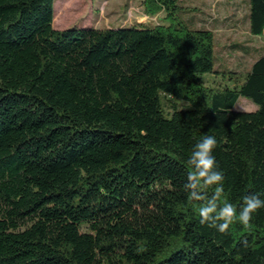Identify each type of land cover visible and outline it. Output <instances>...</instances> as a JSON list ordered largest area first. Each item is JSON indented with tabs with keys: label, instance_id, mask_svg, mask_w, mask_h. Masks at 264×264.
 Segmentation results:
<instances>
[{
	"label": "trees",
	"instance_id": "16d2710c",
	"mask_svg": "<svg viewBox=\"0 0 264 264\" xmlns=\"http://www.w3.org/2000/svg\"><path fill=\"white\" fill-rule=\"evenodd\" d=\"M55 2L0 0V264H264V208L223 234L183 189L211 135L225 198L264 194V54L241 71L224 51L244 44L207 26L261 35L264 0H225L215 22L140 0L164 21L63 29Z\"/></svg>",
	"mask_w": 264,
	"mask_h": 264
},
{
	"label": "rangeland",
	"instance_id": "374dc122",
	"mask_svg": "<svg viewBox=\"0 0 264 264\" xmlns=\"http://www.w3.org/2000/svg\"><path fill=\"white\" fill-rule=\"evenodd\" d=\"M184 6L195 10L196 14L206 15L210 21L215 18L224 20L226 16L224 5L220 4L224 0H180ZM55 21L57 29L66 27L83 26L93 23L95 26H130L132 23H144L145 26H152L155 23L162 22V13L159 15H147L140 4V0H57L55 2ZM238 18L243 15V10H235ZM210 26V23L207 24ZM211 27V26H210ZM218 43H223L229 39L244 40L248 33V27L242 21L235 28H220L214 32ZM260 42L264 43L262 37ZM208 82L212 83L214 77L210 74L204 75ZM221 82V80H220ZM168 99L172 97L168 96ZM167 101V100H166ZM165 101V102H166ZM168 107V104L166 105ZM166 107V109H168ZM258 105L246 97L239 98L235 109L244 111H253Z\"/></svg>",
	"mask_w": 264,
	"mask_h": 264
},
{
	"label": "clouds",
	"instance_id": "9594fccd",
	"mask_svg": "<svg viewBox=\"0 0 264 264\" xmlns=\"http://www.w3.org/2000/svg\"><path fill=\"white\" fill-rule=\"evenodd\" d=\"M216 146L217 140L211 135H205L193 146L187 160L189 170L183 185L187 199L190 203L199 202L195 211L201 225H208L223 234L236 222L250 228L253 214L264 208V199L261 198L264 194L250 192L243 195L239 210L229 202L224 194V173L218 169L213 155ZM209 189L212 191L209 192ZM243 244L248 246L246 240Z\"/></svg>",
	"mask_w": 264,
	"mask_h": 264
},
{
	"label": "crops",
	"instance_id": "0c3cea01",
	"mask_svg": "<svg viewBox=\"0 0 264 264\" xmlns=\"http://www.w3.org/2000/svg\"><path fill=\"white\" fill-rule=\"evenodd\" d=\"M225 1V0H224ZM226 12V11H225ZM228 13L226 12V15ZM226 17V16H225ZM234 18L236 20H238V16H234ZM216 19V18H215ZM225 19V18H224ZM216 20H213V22H215ZM240 21H236L234 22L233 20H226L223 24L222 23H216L214 25L210 24V28L213 29L214 32L220 30V28H235L236 26H238ZM245 25H247L248 27V33L249 36H247L244 40H237V39H229L226 42L218 43L217 44L219 46H226V45H230L234 42H241L244 44L243 48L246 50H250L251 53L250 54H246L245 50H240V51H236L234 53H231L229 50L224 51V53L226 55H231L233 54L236 58H238L239 62V67L238 69L241 71H247L248 69H250L251 63L254 61L255 58H257L259 53H263L264 54V43L260 42L259 40L263 37L264 38V31L261 35H252L249 31V23L247 21L243 22ZM93 23L89 24L92 25ZM87 24H85L84 26H86Z\"/></svg>",
	"mask_w": 264,
	"mask_h": 264
},
{
	"label": "water",
	"instance_id": "95a60500",
	"mask_svg": "<svg viewBox=\"0 0 264 264\" xmlns=\"http://www.w3.org/2000/svg\"><path fill=\"white\" fill-rule=\"evenodd\" d=\"M67 28V27H66ZM63 29V28H62Z\"/></svg>",
	"mask_w": 264,
	"mask_h": 264
}]
</instances>
